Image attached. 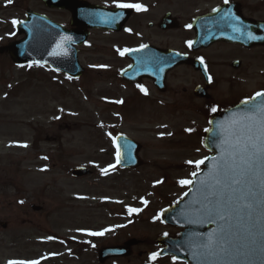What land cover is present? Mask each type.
Listing matches in <instances>:
<instances>
[{
	"label": "rangeland",
	"instance_id": "374dc122",
	"mask_svg": "<svg viewBox=\"0 0 264 264\" xmlns=\"http://www.w3.org/2000/svg\"><path fill=\"white\" fill-rule=\"evenodd\" d=\"M43 7L42 0H0V50L22 39L12 22L28 10L68 19ZM80 62L87 72L73 82L44 67L17 68L0 54V264H99L100 249L135 238L143 244L134 256L106 264H183L152 259L157 237L178 233L157 217L189 189L179 181L198 170L187 161L209 155L200 144L207 115H157L142 103L118 109L130 93L124 86L95 89L99 59L92 62L91 41ZM109 99L114 106L107 108ZM120 134L143 146L139 169L118 167ZM79 166L93 175L72 178Z\"/></svg>",
	"mask_w": 264,
	"mask_h": 264
},
{
	"label": "flooded vegetation",
	"instance_id": "af4514ba",
	"mask_svg": "<svg viewBox=\"0 0 264 264\" xmlns=\"http://www.w3.org/2000/svg\"><path fill=\"white\" fill-rule=\"evenodd\" d=\"M83 1L89 19L87 45L91 41L92 62L95 56L99 59L93 62L95 89L124 86L130 93L118 109L142 103L157 115L201 110L208 122L216 113L213 108L227 110L264 92V1ZM118 4H139L143 10ZM43 8L66 14V20L51 18L66 31L74 29L69 12ZM233 24L241 31H233ZM249 34L257 38L249 39ZM112 101L107 108L114 106ZM142 244L132 248V256Z\"/></svg>",
	"mask_w": 264,
	"mask_h": 264
},
{
	"label": "snow or ice",
	"instance_id": "6c2138e0",
	"mask_svg": "<svg viewBox=\"0 0 264 264\" xmlns=\"http://www.w3.org/2000/svg\"><path fill=\"white\" fill-rule=\"evenodd\" d=\"M117 7L143 10V6L139 4H118ZM12 23L15 25L18 22ZM231 26L233 31H241L236 24ZM248 38L257 37L249 34ZM191 44L192 42H189V47ZM141 91L146 94L145 89L141 88ZM256 96L264 97V92H258ZM243 103L247 105L249 102L245 100ZM212 111L216 112L217 109L213 108ZM217 128L220 140L216 146L220 149V156L211 158V167L199 180L193 201L198 207L187 216L189 224L215 227L206 234L191 233L189 247L193 259L201 264H254L256 258L264 259V104L253 105L233 114L228 121L218 124ZM213 144H216L215 134ZM119 157L118 150V162ZM187 163L199 170L205 160ZM102 171L107 172L106 169ZM198 175V171L192 172L193 177ZM179 183L188 186L192 185L193 181L181 180ZM143 203L146 204L147 201ZM139 211L140 209H128L129 214ZM158 255L159 253L153 254L152 259H156ZM10 264L25 262L11 261ZM27 264L39 262L31 261Z\"/></svg>",
	"mask_w": 264,
	"mask_h": 264
},
{
	"label": "water",
	"instance_id": "95a60500",
	"mask_svg": "<svg viewBox=\"0 0 264 264\" xmlns=\"http://www.w3.org/2000/svg\"><path fill=\"white\" fill-rule=\"evenodd\" d=\"M48 8L58 10H68L73 14V25L77 27L72 32H66L48 18L38 15L32 11L27 14L26 21L18 23L16 30L18 33L25 35V38L19 42L11 43L5 51L11 56L15 66L44 65L53 68L55 71L67 74L72 79H79L83 76V68L78 60L77 46H83L88 37L89 19L88 10L84 2L77 0H45ZM68 38V39H64ZM59 45V47H58ZM59 53V54H55ZM140 64L136 63L134 67L139 68ZM245 105L243 102L237 106L227 109V111L216 112L210 118V126L206 129L202 138V144L206 151L212 155L209 156L202 165L204 169L198 176L194 177L191 189L184 195L177 204L167 207L160 215L164 224L182 229L176 238L162 235L155 242L158 246H163L159 254L162 257L173 256L176 261L186 264H201L200 261L193 259L192 250L189 247L190 234H206L211 231L215 225H197L187 222L188 214L198 207L193 201L196 198V190L199 186V180L202 179L211 167V158L220 156V149L216 146L219 143L218 124L228 121L233 114L239 113L253 105L264 104V97L248 101ZM215 134L216 144H213ZM119 147V166L122 168L132 169L142 165L137 157L141 147L126 136L120 135L117 140ZM74 178L88 177L92 174L91 170L79 167L72 170ZM36 211L39 208H34ZM5 227V225H4ZM136 241L127 242L124 247L103 248L100 251V262L104 264L110 258L125 257L130 254V247L135 245ZM254 264H264V259L256 258Z\"/></svg>",
	"mask_w": 264,
	"mask_h": 264
}]
</instances>
